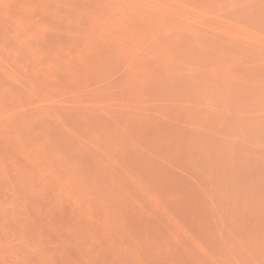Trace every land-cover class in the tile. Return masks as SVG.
Instances as JSON below:
<instances>
[{
	"label": "rangeland",
	"instance_id": "rangeland-1",
	"mask_svg": "<svg viewBox=\"0 0 264 264\" xmlns=\"http://www.w3.org/2000/svg\"><path fill=\"white\" fill-rule=\"evenodd\" d=\"M0 264H264V0H0Z\"/></svg>",
	"mask_w": 264,
	"mask_h": 264
}]
</instances>
